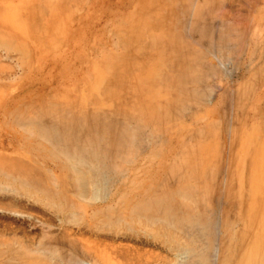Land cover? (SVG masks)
<instances>
[{
	"label": "bare ground",
	"instance_id": "1",
	"mask_svg": "<svg viewBox=\"0 0 264 264\" xmlns=\"http://www.w3.org/2000/svg\"><path fill=\"white\" fill-rule=\"evenodd\" d=\"M40 1H42V0H40ZM53 1L50 2L48 0H45V4H46V2L48 4L53 3ZM56 1L59 4L58 0H56ZM56 1H54V3ZM85 1H87V0H83V2H85ZM167 1H168V3L165 2L164 0H137V1H135V3L137 4L136 9L132 10L133 12L134 11L135 12L128 14L127 16H125L123 18V20L121 19L122 25L120 24L121 25L120 28L113 27V29H110L111 31H108L111 33L110 34L111 38L114 40V45L117 47L118 52L116 53V56L115 55L111 56L109 53H103L104 58L101 56L102 57L101 59L103 61H102V65L100 66V69H99L100 75L97 76V78L95 79L94 84H93L94 90H96V92L95 93L91 92L93 94L91 95V98L88 99L89 101L86 99L87 105L88 104L92 105L91 110L89 109V107H88V109L83 108V106L81 107V104H79V102H77L79 97H80L79 95H78V99H77V96L74 98L77 101H73V102L67 101V99L63 100V101L62 100L61 101H47V99L44 100V98H42V100H40L39 102H36V101L31 102L30 100L32 98H30V100L23 102L21 106L19 105L21 103H19L18 109H15L14 108L15 106L12 107L11 105H8V103H7L8 101H5V99L7 97V88H9L10 87L9 84L12 83V81L10 79L20 78L22 76L24 77V75L26 76L27 73L30 74L31 69L34 66L33 63H35V61H34L33 49L31 48L32 46L29 48H27V46H26V44L28 43V42L26 43L27 40L20 41L23 39L21 36H20L21 39H19V38L17 39V36H16L17 32H15V31L13 34V35L16 34L14 36L15 37L14 39L11 37H8L7 36L8 34L7 35L5 34L6 32H4V30L2 29L4 27L2 26L1 29L3 30V33L5 36L2 37L3 35L2 34H1L2 36L0 35V50L4 49L5 50L4 52L6 54H4V55L0 54V56L4 57L6 59H9L10 62L8 63L6 61V63H3V62H5V60H3V62H2L1 61L2 59H1L0 65L2 63H3L2 65H5V64L7 65V63L8 64L12 63L11 66L9 65L10 66L9 70H10V68H12L13 73H11V70H12L11 69L10 71L8 70L9 74H6L8 72L5 71V69L6 68L8 69V67L6 65H5L6 68H4V66L2 67V65L0 66V69H1L0 70V72H1V74H0V91L2 89V92L0 93V126H1V123H4L6 126H9L11 124L12 126L17 127V131L14 134H8V135L0 132V148L5 149V150H10V149L12 150L10 153L0 152V193L1 194L4 193L3 195L0 194V209H3V211H5V209H7V210L9 209V212L11 211L12 208H15V207L17 208L18 206L19 207L21 206L20 208L22 209V206L24 207L25 204L27 205V203L24 202L25 200H26V202L28 201L29 205H31V206L33 203H36V205L38 206L37 203H39L41 205V207H40V205L38 206L39 208L44 207L45 209H49L51 211L50 214L54 213L51 215V218L54 217L53 215H59L58 220H59V217H61L60 219H61L62 223H64L65 226L67 225L66 228L69 225H76V228H74V229L71 226L70 228H67V230H64L67 232L66 237L68 238L71 235L70 234L71 230L69 231L68 229H71V228L73 230L77 229V231L75 230V232L72 231V234H73L72 237L75 240L74 242L75 243L79 242L77 244H81V245L75 244L76 247L77 246L81 247L82 251L84 249L83 254L86 252V254L88 255V254H91V252H92V255H93V253H94V257H96V258H93V256L91 255L93 258V260H92V258H91V260L93 262L99 260V262L98 261L95 262L96 264L97 263L98 264H109V263L112 264V262H109V259H107V258L111 259V257L113 259L115 258L114 260H116V257H117V259L118 258H120V260L122 259L121 262L124 261L125 262L124 264H264V105L262 106V103H263L262 100H264V97L261 96L262 98H258L256 95V93H259V91L261 89L262 90L264 89V87L262 85V83H264V78L262 79V76L264 75V69L262 70V72L261 71L256 72V68H254L256 73L253 72L254 70L252 71L254 73V75L252 74L253 76L252 77L250 76L251 79L249 81H247L250 77H248L247 80L244 78L248 82L247 83L248 87H247L245 80L243 79L244 80L243 83L246 85L244 88L242 86L238 85L237 87L240 86V91L238 90L239 88L238 89H236V88L232 89L233 93H234L235 89H236L235 91L238 90L237 91L238 93L236 92L237 97L234 95L237 99V100H235V102L237 101L236 103H241L242 105L243 104L246 105L245 102H248L249 100L254 101V106H252L251 109H250V106H247V109L244 112L245 115H243V117H246V116L247 117L243 118V122L241 124L238 123V124L234 125L232 123L233 122L235 123V121L237 120V116H239V115H236V110H235V114H232V115L230 113L231 111H229V114L236 119H233L235 121H233L230 124V122L232 120L231 121L229 120V122H228L227 121L228 117L226 115L227 120L226 119L225 120L227 122L226 121H225L226 123L224 122L225 125L227 124L226 127L224 125V128L227 131L226 135L232 134L231 135L232 138L230 137L231 140H229V137H228L229 144L227 143V146L231 144L229 146L230 150L227 148V150H229L228 152L231 151L230 147L233 146L235 149V146L236 145L238 146V153H239V156L237 154V157H239V159L237 158L238 159V180H239V183L242 184V186H241L242 188H240L241 189L240 190L241 198L239 197L240 198L239 200L237 198V201L239 204V206H237V207H240L241 209H243V210H241V212H243L242 216L244 218L245 223L243 222L242 227L240 226V227L236 228V221H234V220L237 216L235 217V215H232V217H235L234 220L228 218L229 216H227V215L229 214V211H230V210H227L228 208H226V210H224V211H221L222 213L224 212L225 215H224V217H223V215L220 216V217H222L221 219H223L222 221H221V219H219V222L221 221L220 225H219V222L218 223L216 221L213 222L214 219L218 220V218H220V217H218V215H217L218 218L212 217L213 220L210 218V215L212 212L209 213V210L212 211L213 208L211 206L212 209L211 208L208 209L210 207V205L208 204V202H206V204H208L209 207H208V205L205 204V202L203 201L204 198L201 199V195H203V191L205 192L208 187L211 190V185L208 183L210 181L207 179L214 181V178L211 179L209 176H208L209 178H207L206 174H204V176H206V179L203 177L205 180L201 179V182L202 181L203 182L208 181L207 183L210 186L207 185V188H205L206 183L204 184V187H203V184H201V182L200 183L198 182L200 184V185H198L196 183L197 179L196 180L194 179L195 181L193 182V184L195 186L197 185L196 187L193 186V184L191 183L192 181L191 182L189 181L193 176V175H191L192 173H191V171H189V169H190V167H193L192 172L193 171L195 172L196 167L198 166L197 165L198 161L195 162L197 166L194 163L192 164L193 166L192 165L190 166L185 161L186 158L189 156L188 155L186 156V154H185L186 157L183 159V157H184L183 153H184L185 149H186L185 152H187L189 155L191 153L196 152L195 151V150H197L196 148H192L189 151H187L188 150L187 148H189V147L191 148V143L193 140H196V139L198 140V138H196V136L198 134L196 135L195 133H197V131H199L200 127H198V130L196 129L197 131L195 130L196 131L195 133L193 132L196 136L194 135L195 137L192 141H189L190 140L189 138L191 137L190 135H189V137L187 136L188 139H186L187 137L186 138L184 137L186 139L184 141L185 142L187 141L188 143L186 142L187 143L186 144L185 142H183V145H186L187 147L185 146L186 148L180 149V151L177 149V151H178L177 154L174 153L175 156L178 155L179 157H175L173 154H171L174 156V157H171L172 159L173 158H181L180 160L183 159V161H185V162L181 161L180 162L181 164L185 163L186 165L188 164L190 166V167L186 166L189 168L187 174L188 175L190 174L189 175L190 178L187 175V178L189 179L188 181H187L186 177H184L187 171H185L183 174L180 173V172H183L184 170H187L185 167V169L183 168L184 169L183 171H179L180 175H176L177 177L175 176V179L178 178V180H179L180 178L178 176L181 177V174H182V175H184V176H182L183 179L185 178L186 180L184 179L185 181L183 183H180V184L177 183L175 180V182L177 183V185H176L177 187L171 188L169 186L173 182L172 180L170 181V179L172 177L171 175H174L175 173H177L176 171H178L179 168L181 169L183 167L181 164L179 166L180 160L178 161V160L174 159L175 162H172L173 160L171 161V159H169L173 163V165H171L172 169L171 168L170 169L173 170L174 173L172 171H170V169L168 168L169 169V170H167L168 175L166 174L167 173L166 172V173H164V177H162V178L167 179V178H165V175H167V176L170 175L169 176L170 179L169 180L167 179V180L170 181L171 183L170 182L166 183L167 181L162 180L160 177V179L163 182L158 184V187H159V185H163V183H164V185H165V183L167 185L170 183L168 185L169 187L167 185H165V187L167 186L166 188L165 187L164 188L159 187V189H157L158 187H156V188L152 187L153 184L150 185V183H151L150 182L148 184V185H150V187L149 188L146 187L147 189L145 188V192H136V190L134 189L135 190L134 195H130L131 194L130 191H129L130 194L128 195V191L125 188V190H123V191L121 190L122 192L120 193V195H118V194L112 195V194H114L113 191L115 192V189H117V186L120 185V184H117V186L115 185L116 181L119 180V179L116 180L117 177L118 178L120 177L121 179L123 178V180H125L124 178H126L129 175V171L132 170V169L128 168V165L130 163L134 164L136 161H139V158H137V155L139 153L138 151H141L143 153L145 152V150L142 151L143 145L145 144V146H147L148 144H146V142L149 143L150 141H152L151 142V144H152L153 140L154 141L159 140L161 142L162 137H164L163 136L164 133H163V135H161L162 136L161 140L159 139L160 138L159 135L161 134V132H159V126H158V128L156 126V129H158L159 134H158L157 130L156 131L154 130L155 129V127H154L155 123H157V122H155L153 125L152 121L153 120L158 121V120H160V117H159V119H158V117H156V120H155L154 118L156 115L152 112H159L160 110H162L161 112L166 113V116L169 115L170 117H172V116L174 117L176 115L179 118L180 112H183V110H184L183 108L188 105V101L185 102L187 104L186 106L184 105V103L182 105V101H185V99H184L185 97H186V100L189 99L188 97H193V98H191L192 100L194 99V97L196 99H197V97H200L199 100L201 103V101L204 100L203 94H205V92L207 90L209 91L210 89L211 90L213 89V86L210 84L212 81L210 83H208V81H207V83L210 85V87L212 86V88H210L207 83L206 84L208 86L204 85L203 80L205 78H206V80H208L207 79V77L209 76L208 74H210V76L212 75L210 70H213V72L215 73L216 71L214 69H216V67L220 66V65L219 64L216 65L217 63L215 65H213L214 63H212L213 68H212V66L210 68V66L209 67L205 66L206 65L205 61H204L205 65H203L201 62L202 61L201 59L202 58L204 59V57H202V56H204L205 54L201 55V54H203L202 53L203 51L201 52V54L197 53V51H195V49L193 50V48H191L192 46L190 47V46H188L187 43H183V41H185V40H183V38H182L183 35L182 36L180 35L181 34V28H185V27L187 29L189 28L188 30H185L186 31L185 34L188 33V35H189V33H190V35H191V34L196 33L197 35L195 34L193 36H195V37L198 36L199 39L195 38L197 41H200V39L201 40L207 39L208 41L211 40V43L213 41V38H215L214 37L215 35L218 37L217 34L221 33V35H219V37H221L222 35L225 34V36H224L225 38L221 37L222 38L221 41L223 42V40H224V42H226V44H227V39H226L227 38V32L226 31H228L230 33V31L232 32V30H233L234 34H235V32L237 33V30L239 28H241V30L243 31L244 26L242 24H245V29L247 30L245 22L240 23V25H242L243 27L241 26L238 28L237 24H239V23L234 22V23H236L235 25H237V26H234V23L232 25H230L232 23L231 22L232 20H230L231 23L228 21H226V22L223 21L224 19L220 20L221 23H219V21L215 20L214 24H210L211 21H205L206 19L203 20L204 18L201 16L203 14V11L205 14L203 16L205 17L207 15L208 16L207 19L208 18H214L211 15L212 12H210L213 7L214 8L217 7L216 8L217 11H215L216 9L214 10V8H213V14L217 12V14L219 13L218 16H220V14L222 12L226 13L227 10L224 11V9H223V11H222V7H225V6L221 7V5L219 4L220 2L222 3V0H203V1L201 0L202 2L198 0L200 5L205 4V6H206V4L208 5V3L213 4L212 8L210 7L211 8L210 11L208 10L209 6L208 7L204 6L205 7L204 9L207 8V10H206L207 13L205 10L200 11L198 8H200L201 6L196 5L198 2H196V0L195 1L193 0L194 5H192V6L193 7L196 6L195 8L197 9V11L195 10L196 12L193 13L194 18H193V15L190 14V16H192V17H190L191 18L190 21L188 20L189 18L186 20L183 19L184 18L183 14L186 13V8H188L189 3L186 4V1L184 3V0H180L181 1L180 4H179V2L176 3L179 0H167ZM193 1H192V3H193ZM223 1H225V0H223ZM230 1H228L227 3H230ZM234 1H235L236 5L238 2H240V0L238 2H236V0H233V2ZM19 2H21V1H19ZM68 2H70V1L68 0ZM80 2H82V1L80 0ZM83 2L81 3L82 6H83V4L86 3V2L85 3H83ZM91 2H92V0H91ZM115 2H116V0H115ZM9 3H11V2H9ZM26 3H28V2L26 1L24 4H26ZM34 3L35 4L38 3L37 6L39 7V8L37 7V9H36V6L34 5V7L37 11V12L34 11L35 15H36V13L38 15L39 11L40 12L43 11V12H45L44 14H46V11L49 9V7L51 8V6H49L48 4L45 6L44 0H43V3L42 2L41 3L36 2V0H35ZM63 3H64V1H63ZM164 3H167V5H164ZM227 3L226 2L224 3L227 6V7H225V9H227V8L229 9V7L231 6L229 9L231 11V8H233L235 6V4H232V2H231L230 6H228L229 4H227ZM39 4L41 6H42V4H44L43 6L45 7V9L47 7V10L46 11L43 10V7H40ZM61 4H62V2H61ZM76 4L79 5L77 2H76ZM173 4H175L177 6L174 7V6H172ZM218 4L220 5L221 10L218 9V7H219ZM239 4H241V3H239ZM15 5H16V3H15ZM26 5H25V7H27L29 4L27 6ZM77 5L74 7L73 10H75V8L78 7ZM116 5H117V3L115 4V6ZM18 6H19V4H18ZM82 6L79 5V9H82ZM128 6H130V5H128ZM197 6H199V7H197ZM243 6L244 5H242L241 8H243ZM22 7H24V6L22 5ZM107 7H108V5H107ZM122 7H124V6H122ZM239 7H240V5L238 6V8ZM40 8L42 10L38 11V9H40ZM195 8H193L192 10H194ZM238 8H236L235 10H238ZM76 9L78 10V8H76ZM89 9H90V7H89ZM123 9H125V7ZM201 9H203V8L201 7ZM73 10H71V11H73ZM77 10H75V11H77ZM219 10H220V12H219ZM233 10H234V8H233ZM79 11H81V10H79ZM188 11L189 10H187V12ZM24 12L25 11L23 10V13ZM190 12H192V11H190ZM56 13L54 12L55 15L58 14V13L57 14ZM112 13H114V12H112ZM238 13H241V12L239 11ZM48 14L49 13L47 11V15H46L47 18L50 16ZM54 14H52V17L58 18L60 16L58 14L59 16L57 17V16H54ZM66 14H68V17H70V15H71L67 12H66ZM186 14H187L186 17H188V13H186ZM241 14L236 15V18L240 17ZM43 15L40 16V14H39L36 18H38L39 16H40V18H42ZM46 16L44 15V17H43L44 20H45ZM64 16L67 17V15H64ZM221 16H222V14H221ZM223 16H225V15L223 14ZM28 17H29V14L27 15V18ZM50 17L48 18L49 20H50ZM198 17L199 18L202 17L203 19H199ZM40 18H38L36 20L38 21V20H40ZM59 18L61 19L60 21H59V19H57L58 21H55L56 24L58 23L57 24L58 26L60 25L59 22L63 21V18H61V16ZM251 18L252 17H250V19ZM33 19H34V17H33ZM71 19L73 20V18H71ZM214 19H217V18H214ZM2 21L3 20H1V23H2ZM41 21H42V19H41ZM41 21H38V23L40 25L36 23L37 24L36 29H34V28L33 29H34V31H36L39 28L42 30V32H46V34H47V31H45V30H47V28H45V27H47V25L50 26L52 24L50 22L49 23L47 22L48 24L46 26H44V24H46V21L44 22V24H43V21L42 22ZM184 21H186V22H184ZM215 22L216 23L218 22V24H216ZM223 22L226 23L227 28H228V26H231V27H229L231 29L229 30V28L227 29L224 26V28L226 29L225 30L222 26V29H224V30H221V24L224 25ZM246 22L248 24V22H250V20L246 21ZM108 23H110V18L108 20ZM184 23H185V25H184ZM186 23H188L189 27L186 26ZM228 23H230V24H228ZM41 24H43L42 25L43 27L41 26ZM113 24H114V22H113ZM57 25H55L54 29L56 27H58ZM62 25H63V29H64V24L62 23L60 26H62ZM212 26H214V27L212 28ZM218 26H219V29H218V31H216L217 29L215 30V28H217ZM233 26L238 28V29L237 30L234 29ZM247 26H250V24ZM68 27H69V25H68ZM260 28L262 29L261 26H260ZM39 29H38V31H39ZM63 29H61L62 31H60V29H59L58 33L63 32ZM250 29H252V32H250V33H252V35H254L253 36L254 38L252 37V35L250 36V38H253L252 41H254V42L251 41L252 42V49H253V46L258 45L257 44L259 42L258 36H260V34H262V33H260L257 25L253 26V28H250ZM11 30L9 31V34H10V32H11V34L13 33V31H11ZM242 31H241V35L243 33ZM247 31H246V34H247ZM42 32H40L41 38H40L39 34L36 32V35L38 34L37 36H39L38 38H40L39 43L41 42V39L42 38L44 39V37H45V33L41 34ZM53 32H54V30H52V33ZM52 33L50 32L51 36H53ZM58 33H57V36H60V37H58V39H57V36H54V39L56 41L55 43L59 44V41L61 42V38H62L61 36L62 35H58ZM229 33H228V35H229ZM238 33L240 35V30H238ZM11 34H10V36H12ZM107 34H109V33H107ZM234 34H233V36L236 37L235 35H237V34H235V35ZM249 35L250 34L248 33L246 38H248ZM262 35L264 36V34H262ZM37 36H35V37H37ZM46 36H48V35H46ZM233 36L231 35V37L230 36L228 37V43L230 42L229 38H231L232 42H233V39L234 40L236 39ZM207 37H209V38H207ZM217 37L215 39L217 41L220 40L219 37H218V39H217ZM59 38H60V40H59ZM193 38L194 37L191 38L192 43H193V41L195 42V40H193ZM34 39H36V38H34ZM238 39H239V41L242 40V39L240 40V38H237V40ZM179 40H180V42H179ZM256 40L258 41L257 43H256ZM206 41H204V42H206ZM239 41H237V42H239ZM50 42L51 41H47L46 43H45V41L42 42V45H43V43H45L44 44L45 46L43 45V47L42 46L41 47L45 48L46 50L53 48L54 47L53 45L55 43L53 42V45L51 44L52 45L51 46ZM200 42H203V40ZM237 42L235 44H237ZM39 43H38V45H39ZM197 43L200 44L199 42H197ZM217 43L216 44L212 43V45L216 46V45H218ZM246 43H248V42H246ZM260 43H262V40L260 41ZM58 44H57V46H58ZM189 44H191V43L189 42ZM202 44L200 46H202ZM244 44H245V42H244ZM244 44L242 45L243 47H244ZM253 44H255V45H253ZM203 45L205 46V43ZM209 45L210 44H208V46ZM221 45L222 44H220V46ZM224 45H225V43H224ZM238 45H239V43H238ZM220 46H218L219 47L218 49H220V50L223 49V47L221 48ZM226 46L227 45H225V48L227 50L230 49V46H227L228 48ZM259 46L261 49V44H259ZM34 47H35V45H34ZM39 47H40V45H39ZM238 47H240V46H238ZM30 48L32 49V51ZM207 48L208 47L205 46V50L204 49L203 50L206 52ZM209 48H211V47L209 46ZM215 48H217V47H214V49ZM225 48L223 49L224 50L223 53H225ZM200 49L201 48H199V51H200ZM258 49H259V47H258ZM258 49L256 47L257 52H258ZM233 50H231L232 54H230V55L234 56ZM66 51H68V50H66ZM215 51H216V49H215ZM235 51H237V50H235ZM244 51L245 50L243 49L241 52L244 53ZM261 51L263 52V50H261ZM40 52H42V50ZM49 52H50V50H49ZM105 52H108V50ZM221 52H222V50L220 51V54H222ZM218 53H219V51H218ZM246 53H244L242 55L243 58H245L247 56L246 55L244 57V55ZM258 53H260V50ZM211 54H212V52H211ZM237 54L239 55V53H237ZM254 54H256V52ZM40 55H41V53H40ZM227 55L230 57L229 53ZM227 55L223 54V57L224 56L227 57ZM251 55H252V52H251ZM260 55H261V53L259 54V56ZM98 56L99 55H97V57ZM259 56H257V57L259 58ZM59 57L60 56H58V59H59ZM205 57H206V55H205ZM221 57H215V58H216V60H218L217 58H219V60H220ZM223 57H222V59H223ZM258 58L255 60L257 61ZM226 59H228L229 62L232 61V64L235 63V62H233V60H234L233 57H232L233 60L232 59L230 60L228 57ZM226 59H225V61H226ZM238 59H237V61H238ZM204 60H206V58ZM222 61L223 60H220V63H222ZM239 61H241V60H239ZM248 61L251 62L250 60H248ZM259 61L261 62L262 60L259 59ZM53 62H56V61L53 60L52 63ZM207 62H209V60ZM229 62L228 63L225 62L224 64H222L225 67L224 69L228 70L227 68H229ZM244 62L246 63V60ZM263 63H264V60H263ZM238 64L235 63L236 66ZM66 65H68V64H66ZM209 65H211L210 62H209ZM225 65H227L228 67H226ZM256 65L257 64H255V67H256ZM261 65H263V64H260L259 66L261 67ZM41 66H43V65L41 64L40 68H41ZM214 66H216V67L214 68ZM221 66L219 67V69H221ZM233 66L234 65H232V67ZM236 66H235V68H236ZM249 66L250 65H247V68ZM252 66H254V65H252ZM1 67L4 69V72H3V69ZM230 68H229V70H230ZM216 70H218V69H216ZM232 70H234V68H232ZM50 71H51V69H50ZM225 71H223V74H225V76H227V74H226L227 72L224 73ZM34 72H36V71H34ZM204 72H208V74H207V76H205V78H204V75H205ZM221 72H219L217 75L222 74ZM246 72H248V71H246ZM2 73H4V74H2ZM214 73H213V75H214ZM230 73L234 74V72L232 73V71ZM230 73H228V74H230ZM231 74H230V76H231ZM90 75H91V73H90ZM258 75H260V77H258ZM92 77H93V75H92ZM215 77H216V75H215ZM219 77H223V76H219ZM243 77H246V76H243ZM77 78H78V76H77ZM14 79H12V80H14ZM30 79H32V78H30ZM206 80H205V82H206ZM210 80H212V78ZM72 82H73V80H72ZM41 83H42V81H41ZM202 83H203V87H200V88H198V87L195 88V87H192L190 85L187 86L188 84H196V86H197V85H201ZM223 83H225V82H223ZM243 83L241 85H243ZM229 84H230V82H229ZM234 84H235V82H234ZM234 84H232L233 87H234ZM46 85H47V83H46ZM206 86H207V90H206ZM225 87H227L226 84H225ZM231 88L232 87L230 86V90H231ZM241 88H243V89H241ZM257 88H259V89L256 90ZM77 89H78V87H77ZM16 90H17V88H16ZM211 90H210V92H212ZM224 90H225V88H224ZM23 91H25V90H23ZM9 92H10V90H9ZM98 92H99L100 96L97 95ZM210 92L209 93L206 92V94H205V96L207 95V98L209 99L208 102H212L215 100L214 89H213V92L211 94H210ZM223 93L226 94L224 91H223ZM229 93H228V95H229ZM22 94H23V92H22ZM231 94H232V92H231ZM10 95H11V93H10ZM19 95H20V93H19ZM24 95H22V97ZM58 95H59V93H58ZM226 96H227V94H226ZM226 96H225V99L227 97H229L228 98L229 100L231 99L230 97H232V96H227V97ZM11 97H10V99H13ZM235 97H233V98H235ZM233 98H232V100H234ZM180 99H181V102L179 101ZM196 99H195V101H196ZM192 100L190 102H192ZM229 100H228V102L231 101V100L230 101ZM246 100H248V101H246ZM16 101L17 100H15V102ZM208 102H207V104H208ZM177 103H181L182 106L177 104ZM195 103H196L195 106H197V107L200 104V103L198 104V99ZM203 103H204V101H203ZM203 103H201V104H203ZM230 103H232V101ZM235 104H233V106H232L233 109L234 108L236 109V107H237ZM177 105L180 106V109L182 107V111L179 109V106H177ZM191 106L194 107L193 110H195L196 113L199 111V110L197 111L195 109L196 107L193 104H191ZM191 106H189V107H191ZM226 106H227V104H226ZM230 106H231V104L229 105V107ZM227 108H228V106H227ZM191 109H192V107H191ZM191 109H190V111H191ZM239 109H241V108H239ZM146 110L151 111V112H148V114H150V116L147 114V112H146V115H148V116L144 115V113H145L144 111H146ZM186 110H187L186 113H188L189 109L187 107H186ZM186 110H184V111H186ZM201 110L199 112H201ZM228 110H231V109L228 108ZM4 111H6V114L2 115V113ZM203 111L204 110H202V112ZM225 111H227V110H225ZM240 112H239V114H240ZM189 113L193 114L194 111L193 112L191 111ZM221 113H222V111H221ZM241 113H243V112H241ZM152 114H154V115H152ZM181 114H184V113H181ZM253 115L256 116V119H257L256 121L252 120ZM157 116H158V114H157ZM194 116H196V115H194ZM194 116L192 115L191 117H194ZM210 116H211V118L215 119L214 113L210 114ZM231 116L229 117V119L231 118ZM241 116L242 115H240L239 117L242 119ZM184 117H186L185 114H184ZM198 118L193 120L194 125L197 122ZM151 119H153V120L149 124L148 120H151ZM191 119L192 118H190L189 120H191ZM202 119H205V117ZM173 120H174V118H173ZM160 121H159V123H160ZM185 121H186V119H185ZM217 121H220V120L216 119V122L214 120V123H217ZM161 122H163V121H161ZM236 122H238V121H236ZM159 123H157V124H159ZM146 124H148L149 126ZM150 125H152L153 130L151 129L152 127H150ZM213 125H215V124H213ZM213 125L211 124V127H213ZM218 125H219V123H218ZM218 125H216L215 127H217ZM219 126H218V129H219V133H220ZM203 127H201L200 131H199V133H201V134H202L201 129ZM203 129H205V128H203ZM215 129L216 128H214L213 131L218 130V129H216V130ZM162 130L164 131V128H161L160 131H162ZM165 131H167V127L165 128ZM203 131H205V130H203ZM216 132H218V131H216ZM201 134H199L198 137H200ZM210 135H213V133H211ZM203 139L200 138V142H199L200 144H201V142L206 140V138H203ZM220 139H221V137H220ZM163 140H165V139H163ZM169 140H172V138ZM163 142L164 141H162L161 144H159V142H158L157 146H159L161 149L155 150V151L163 152V151H160L162 149L164 150V146L161 147ZM194 142L195 141H193V145H194ZM197 142L198 141H196L195 144H197ZM166 143L169 145V143L167 141H166ZM223 143H224V141H223ZM189 144H190V146H189ZM212 144H215V143H211V144L210 143H204V144H202V145H204V148H205L204 151H207V156H205L201 160V163H204L205 165L208 163V160L211 159L213 156H214V159H217V153H215V155H214L215 151L213 150L214 146H212ZM164 145H165V142H164ZM149 146H151L150 143H149ZM149 146L147 148H150ZM153 146H154L153 149H156V148L158 149L155 142H154ZM197 146L198 145H195L194 147H197ZM198 147H200V146H198ZM180 148H183V146H180ZM191 150L192 151L194 150V152H192ZM210 150L213 151V156L210 154ZM149 151H151V150L149 149ZM182 151H183V153H182ZM232 151H231L232 156H230V157H233L235 155L234 154L235 152H232ZM158 152H154V153L158 154ZM152 153H150L151 157L150 156H148V157L153 159ZM182 154H183V157L181 156ZM195 154H194V156H196V157L194 159L196 160L200 155L198 154V151H197V154L199 156H197ZM154 156L156 158L158 155L157 156L154 155ZM191 157H193V156H191ZM143 158H144V156H143ZM143 158H142V161H143ZM149 158H147V159H149ZM235 158H236V156L233 157V159H235ZM152 159H149V160L152 161ZM219 159L221 160L222 157L221 158L219 157ZM227 159H228L227 163H229L230 158L228 157ZM155 160H157V159H155ZM168 161H167V163L171 164ZM192 161H194V160L192 159ZM154 162H157V161H154ZM217 162H219L218 159L214 163H217ZM232 162H231V164L233 165L234 162L233 163ZM48 163L49 164L51 163L52 165H49ZM138 163H141V161ZM175 163H178V168H177V165ZM136 164H137V162H136ZM218 164H217V167H219ZM231 164L229 163L227 165H231ZM212 165H214V164L212 163ZM48 166H50V167H48ZM131 166H129V167H131ZM140 166H142V165L140 164ZM149 166H151V162H150ZM136 167L133 166V168H136ZM139 167L136 170H138ZM210 167L211 166H209V168ZM227 167L230 168L231 166H227ZM147 168H148V166H147ZM149 168H151V167H149ZM194 168H195V170H194ZM214 168H215V165H214L213 169ZM216 168L214 170H216ZM176 169H178V170H176ZM197 169H198V167H197ZM211 170H212V168L206 170L205 172L207 173L208 171H211ZM197 171H196V173L198 174ZM219 171L221 172V170H219ZM231 171L232 170H229L228 172L226 171L227 174L230 172V175L227 176V178L229 177L228 179L231 178V173H232ZM170 172H171V174H170ZM233 172H235V170ZM160 173H162V172H160ZM196 173H194V174L196 175ZM224 173H225V171H224ZM136 174L139 175L140 171H139V174L138 173H136ZM213 174H214V171L212 170V175ZM195 175L193 176V178L195 177ZM224 175H226V174H224ZM213 176H215V175H213ZM196 177H197V175H196ZM234 178L237 179V177H234ZM133 179L134 180L136 179L135 176ZM120 180H119V182L123 181V180H121V181ZM139 180H141V178ZM198 180H199V178H198ZM130 181L132 184L135 182V181L132 182V179H130ZM229 181L230 180H228V182ZM139 182L140 181H138V183L136 182V184H134V185L139 184ZM156 182L157 181H155V183ZM175 182H173V184ZM228 182H226V184ZM122 183H124V182H122ZM213 184H212V189H213V186H215ZM230 184L228 183V185H230ZM201 185L203 188L201 187ZM115 186H116V188H115ZM227 186H225L224 196L227 194V197L228 196L231 197V195H228V193H232L231 190L234 191L235 181H234L233 189H229L228 190L229 192L226 193ZM231 186H233V184ZM125 187H126V185H125ZM137 187H138V185H137ZM229 187L230 186H228V188ZM199 188L200 189L202 188V190L203 189L204 190L200 191ZM129 189H130V187H129ZM210 190L208 191V194H209ZM211 192H213V191L211 190ZM214 192H215V190H214ZM214 192H213V194H214ZM21 193H23L22 194L23 196L21 195ZM6 194H8V195H6ZM9 194H12V195H9ZM235 194H236V192H235ZM20 195L22 197H24V199H25V200L22 199L23 202L25 203L24 205L22 204V200L20 199L21 198ZM210 195H209V197L214 198V196H210ZM25 196H27V197L25 198ZM205 196H206V192L204 193L203 197H205ZM225 199H226V196H225ZM208 200H206V201H208ZM211 201H212V199H211ZM227 201L231 202V201H233V198H232V200H231V198L229 200L227 199ZM237 201L235 200L234 204H233V202H231L232 203L231 207H232V205L235 206L237 204L235 202H237ZM31 202H33V203L31 204ZM212 203H214V202H212ZM227 205H228V203H227ZM203 206H205V207H203ZM213 206H214V204H213ZM228 206H229V208H231L230 204ZM32 207H33L32 208V210H33L34 206H32ZM206 207H208V208L206 209ZM233 207H232V211L234 210ZM20 208H17V209H20ZM15 209L12 211H15ZM214 209L218 210L217 208H214ZM7 210H6V212H8ZM35 210H37V209H35ZM12 211H11V213H12ZM16 211H15V213H16ZM45 211H47V210H45ZM19 212H21V211H19ZM47 212H48L47 214L50 215L49 211H47ZM237 212H240V211H237ZM43 213L46 214V212H44V211H43ZM213 213H215L214 215L216 216L217 212L214 211ZM230 213H231V211H230ZM28 214H30V213L28 212ZM48 215H47V217H48ZM29 217L30 218H28V219H30V220L37 218V216H31V214ZM32 217H34V218H32ZM47 217H45L44 219H46ZM55 218H54V221H57V218H56V220H55ZM39 219H38V221L36 219L35 223L39 224V221H40ZM51 220H53V218ZM51 220L48 219V222H50ZM59 221H57V222H59ZM51 222H53V221H51ZM42 224H44V221H43V223L41 222V225ZM56 224H55V226H57ZM59 224H60V222H59ZM8 225H10V224H8ZM45 225H47V224L45 223ZM45 225H43V227ZM51 225H54V224L51 223ZM51 225L50 226L47 225V226H49V228L47 226H45V228L51 229L50 228ZM6 226H7V224H6ZM61 226L63 227V225H61ZM62 227H61V229L64 228V227L63 228ZM58 228L60 229V227H58ZM47 229H45V230H47ZM50 231L51 230H49V232H47L45 234L47 235L49 233L50 235H52L53 232H55V231H52L50 233ZM64 231L59 233V235L63 233L65 236ZM43 232H45L44 229H43ZM58 232H60V230ZM4 234H5V232H4ZM45 234H40V238L42 235L44 237V238L42 237V240H44V243H46L45 241L47 239H50L48 236L49 234L47 235L48 238ZM67 234H69V236ZM8 235L9 236L13 235L14 237H11V239H10L9 236H8L9 238H6L7 234H5L6 237H4L3 234L0 235V241L6 240V241L10 242V243L9 242L0 243V248H2V249H0V255L2 256V253L5 254L4 252H6V254H9L8 255L9 258L7 257V261H8V259L11 258L9 260V262L11 264H94L93 262L90 263V261H89L90 259L87 260L86 262L83 260H80L81 258L77 259V257H75V256H76V254H78V251L76 254H74V252H73V255H75V256H67L68 254L66 256L63 255L64 254L63 250H62L63 254L60 253L59 251H57L59 249V248L56 249V247H59L57 244H56L57 246H54V247H52L53 244H51V246H49V244L48 245L46 244L48 247L46 245L45 246L47 248H49V249H47L43 246L42 240H38V241L35 240L38 237H32V238H34V240L33 239L27 240L28 242H30L32 240L36 241L34 243V247H33V245H32L33 241L30 244L27 241H24L23 239L21 240L20 236L17 235V237H16L15 233L8 234ZM214 235L216 236L217 239L214 238ZM45 236H46V238H45ZM66 237H63V238H66ZM91 237L92 238L94 237L96 239V241H94L95 242L94 244L98 243L99 246L103 245V246H105V248L104 247L102 248V246H101L102 249L101 248L100 249L95 248L96 250H94V252H93L92 248L96 247V246H92L94 244L91 245V242L94 240V239H92V241H91ZM123 239H126L128 242L127 241L125 242V240H124L125 243H123L122 242ZM52 240H56L55 237ZM63 241H65V240H63ZM66 241H67V239H66ZM71 241H73V240H71ZM106 241L111 243V244L106 243ZM52 243H53V241H52ZM72 243L70 242L68 244H70V246H71ZM11 244H12V249H11ZM65 244L67 245V243H65ZM64 245H63V247H64ZM50 247H51V249H50ZM76 247H74L75 250L80 249V248H76ZM64 248H66V247H64ZM67 248H66V250H67ZM71 248H73V246H71ZM71 250L72 249H70L69 251H71ZM72 251H71V254H72ZM82 251L81 252L79 251L80 255H81ZM65 253H68V252L66 251ZM83 254H82V256H83ZM91 256H88V257H91ZM4 258H5V256H4ZM84 259H85V257H84ZM86 259H88V258L86 257ZM113 259H112V261H113ZM2 261H5V260H2ZM117 261L118 260L115 261V264L118 263Z\"/></svg>",
	"mask_w": 264,
	"mask_h": 264
},
{
	"label": "rangeland",
	"instance_id": "2",
	"mask_svg": "<svg viewBox=\"0 0 264 264\" xmlns=\"http://www.w3.org/2000/svg\"><path fill=\"white\" fill-rule=\"evenodd\" d=\"M83 1V0H82ZM104 1V2H103ZM106 1V2H105ZM123 0H116V2H115V0H92V2H91V0H87V1H85V2H83V3H85V4H83V7L84 8H82L81 9V12H87V13H89V11H90V9H91V12H90V15L88 16V15H80V19H79V21L78 22H76V23H70L69 24V27H71L70 29H73V32H71L70 34H69V37L70 38H67V39H65L64 41H63V46L62 47H57V48H60V49H57V51L56 52H59L58 54L56 53V54H51V55H45V54H43V55H34V61H35V63H33L34 64V66H33V68L31 69V73L29 74V73H27V75L25 76L24 75V77L22 76V77H20V78H12V79H14V80H12V79H10L11 81H12V83H10L9 85H10V87L9 88H7V97H6V99H5V101H8L7 103H8V105H11L12 107H14L15 109H18L19 108V105L21 106L22 105V103L23 102H26V101H28V100H30V98H32L30 101L32 102V101H36V102H39L40 100H42V98H44V100L45 99H47V101H63V100H66L67 99V101H77L76 99H74L76 96H77V99H78V95L80 96L79 97V99H78V101L77 102H79V104H81V107L83 106V108H85V109H88V107H89V109L91 110V104H88L87 105V100L88 99H90L91 98V95L93 94V93H91V92H96V90H94V87H93V84H94V81H95V79L97 78V76L98 75H100V73H99V69H100V66L102 65V57L104 58V55H103V53H109L111 56H116V53L118 52V50H117V47L114 45V40L111 38V33L110 32H108V31H111L110 29H113V27H116V28H120L121 27V25H122V22H121V19L123 20V18L125 17V16H127L128 14H130V13H134L132 10H135L136 9V3H135V1H137V0H124L123 2H122ZM128 1V2H127ZM165 2H167L168 3V1L167 0H164ZM185 1H186V4H188L189 6H188V8H186V13H188V17H186V13L185 14H183L184 15V18L183 19H188L189 21L191 20V18L190 17H192V16H190V14L191 15H193V13H195L196 11H197V9L195 8L196 6H192V5H194V1L193 0H184V3H185ZM192 1H193V3H192ZM199 1H201V0H199ZM199 1L198 0H196V2H198L196 5H200V3H199ZM203 1V0H202ZM201 1V2H202ZM228 1H230V0H225V1H223L222 0V3L220 2L219 4L221 5V7L222 6H225V7H227L224 3L226 2H228ZM239 0H236V2H238ZM127 2V3H126ZM179 2V4H180V0L179 1H177L176 3H178ZM195 2V3H196ZM231 2H232V4H235V1L233 2V0H231L230 1V3H227V4H229L228 6H230V4H231ZM94 3V4H93ZM96 3V4H95ZM101 3V4H100ZM103 3V4H102ZM117 3V5L115 6V4ZM133 3V4H132ZM167 3H164V5H167ZM175 3V4H176ZM192 3V4H191ZM239 3H241L242 5H244L243 6V8H241L242 7V5L241 4H239ZM254 3V4H253ZM92 4V5H91ZM101 6H100V5ZM108 5V7H107V5ZM127 4V5H126ZM175 4H173L172 6H174V7H176L177 5H175ZM178 4V5H179ZM211 4V5H210ZM218 4V5H219ZM106 5V6H105ZM126 5V6H125ZM128 5H130V6H128ZM212 3H208V5L206 4V6H205V4H203V5H200L203 9H201V7L200 8H198L200 11H202V10H207V8L206 9H204L205 7H208L209 9V11L211 10V8H212ZM217 5V6H218ZM220 5H219V7H218V9H220L221 10V8H220ZM240 5V9L238 8V6ZM115 6V7H114ZM122 6H124L125 7V9H123L124 7H122ZM180 6V5H179ZM186 6V5H185ZM205 6V7H204ZM234 6V5H233ZM232 6V7H233ZM89 7H90V9H89ZM128 7V8H127ZM187 7V6H186ZM195 8L194 10H192L193 8ZM197 7H199V6H197ZM211 7V8H210ZM225 7H222V11H223V9H224V11L225 10H227L226 11V13H224V12H222L221 14H222V16H221V14H220V16H218L219 15V13L217 14V12L216 13H214L213 14V8H212V10L210 11V12H212V16L214 17V18H217V19H214V18H208L207 19V15L204 17L203 15H205L204 14V11H203V14L201 15L202 17H198L199 19H203V20H205V21H211L210 22V24H214V21L216 20V21H219V23H221L220 22V20H222V19H224L223 21H228V22H230V20H232L230 23H228V24H230V25H232L234 22H236V23H239V24H237L238 25V28L239 27H241L242 25L244 26H242L243 27V31L241 30V28H236V27H234V26H237V25H235L236 23H234V26H233V28L234 29H238V30H240V35H239V33H238V30H237V33L235 32V34H237V35H235L234 34V32H233V30H232V32L230 31V33L228 32V31H226L227 32V44H226V42H224V40H223V42L221 41L222 40V38L221 37H223V38H225L224 36H225V34L224 35H222L221 37H219V35H221V33L220 34H217L218 35V37H219V39L220 40H216L215 38L217 37L216 35L214 36L215 38H213V41H212V43H214V44H216L217 42V44L218 45H216V46H214V45H212V43H211V40L210 41H208L207 39H202L203 40V42L204 41H206V42H204L205 43V46L206 47H208L207 48V50H206V52L204 51L205 50V46L203 45L204 43L203 42H200V41H202L201 39H200V41H197L196 39H199L198 38V36H193V35H195L196 33H194V34H191L190 35V33H189V35H188V33H186L185 34V30H188L186 27V29L185 28H181V36H182V38H183V40H185V41H183V43H187L188 44V46H192L191 48H193V50L195 49V51H197V53H200L201 54V52L203 53V54H201V55H206V57H205V55L204 56H202V57H204V59L206 58V60H204L203 58L201 59L202 61V64L203 65H205V62H206V65L205 66H210V68H211V66H212V63H214L213 65H215L216 63V65H222V64H224L225 62L226 63H228L229 61H228V59H226L227 57L231 60L232 59V57L234 58V60H233V62H235L236 64H238L237 66L235 65V63L234 64H232V61H230L229 62V68H230V70L232 71V73L234 72V74H231L230 72V70H229V68H227L228 70H226V69H224L225 67H224V65H222L221 66V69H219V67L220 66H214V68L216 67V69H218V70H216V69H214L216 72V74L213 72V70H210L211 71V76H210V74H208V72H204L205 73V75H204V78H205V76H207V74L209 75L208 77H207V79L208 80H206V78L203 80V83H204V85H207L208 83H210L211 81V85L213 86V89H214V97H215V100L214 101H212V102H208V98H207V95L205 96V94H206V92H210V90L208 91L207 90V86L209 85H207L206 86V92H205V94H203L204 96H203V98H204V100H202L201 101V103H203V101H204V105L203 104H201L200 103V100H199V98L200 97H197V99H198V107L197 106H195L196 105V101H197V99L194 97V99L192 100L191 98H193V97H188L189 99H187L186 100V97L184 98L185 99V101H182V105H183V103H184V105L186 106L187 104L185 103V102H187L188 101V105L186 106L188 109H189V111H188V113H186L187 112V110H186V107H184L183 109L184 110H186V111H184L183 110V112H180V114H179V118L176 116H172L173 118H174V120H173V118L172 117H170L169 115H167L166 116V113H162L161 111L162 110H160L159 112H152V113H154L156 116H155V120H156V117H158V119H159V117H160V120L161 121H163V122H161L160 120H158V121H154L153 119H151V120H148V123L150 124V122L152 121L153 123V125H154V123L155 122H157V123H159V121H160V123L159 124H157V123H155V131L157 130V132H158V129H156V126H157V128H158V126H159V132H161V134L159 135L160 136V140H161V135H163V133H164V137H162V141H164L165 142V145H164V142H163V144L161 145V147L162 146H164V150L162 149V150H160V151H163V152H158V151H155V150H159V149H161L159 146H157V144H158V142H159V144H161V142L158 140H156V141H154L153 140V143L151 144V142L152 141H150L149 143H150V145L151 146H149V143H147L146 142V144H148L147 146H145V144L143 145V148H142V151L143 150H145V154L143 153V152H141V151H138L139 153H138V155H137V158H139V161H136L137 162V164H136V162L133 164V163H130L129 165H128V168L129 169H132L131 171H129V177L127 176L126 178H124L125 180H123V178L121 179L120 177L118 178L117 177V179L116 180H123V181H121V182H119V180L118 181H116V183H115V185L117 186V184H120V185H118L117 186V189H115L116 188V186H115V192L113 191V193L114 194H112V195H120V193L123 191V190H125V188L127 189V191H128V195L130 194V195H134V191L136 190V192H145V188L147 187V188H149L150 187V185H152L153 184V186L152 187H154V188H156V187H158V184L159 183H162L163 181L162 180H166L165 182L166 183H168V182H170L171 180L173 181V182H175V180H176V182L177 183H183L186 179H187V181L189 180L188 178H187V173H188V167H190L193 163L196 165V163L195 162H197V167H198V169H197V167H196V171L198 172V174L196 173V171L194 172H192V169H193V167H190V169H189V171H191V175H195L194 173H196V175H197V177H196V175H195V177L193 178V176H192V180L190 179L189 181L193 184V182L196 180V183L198 184V185H200L199 183L201 182V179H206V176H207V178H211V179H213L214 178V181L212 180H210V179H207V180H209L210 182H208L210 185H211V190L214 192V190H215V192H214V194H213V192H211V190H210V188L208 189L207 188V185H208V183L207 182H201V184H203V187H204V184H205V188H207L206 189V196L205 197H203V195H204V189L202 190V185H201V189H200V191L202 190L203 191V195H201V199L202 198H204L203 199V201L205 202V204H206V202H208V204L210 205V207H209V205L208 204H206V205H208V207H206V209L208 208V209H210L211 208V206H212V208H213V210L214 211H216L217 213H216V216L214 215L215 213H213L214 211L212 210V211H210L209 210V213L210 212H212L211 213V215H210V218L213 220V218L212 217H214V218H216L217 217V215H218V217H220V216H222L223 215V217H224V215H225V213L223 212H221V211H224V210H226V208H228L227 210H230L231 211V213H230V211H229V214L227 215V216H229L228 218H230V219H233L234 220V218H235V220L234 221H236V228H238V227H242L243 226V222H244V218H243V212H241V210H243V209H241L240 207H237V206H239V204H238V201H237V198H238V200L241 198V193H240V188H242L241 186H242V184L241 183H239V180H238V159H239V157H237V154H238V156H239V153H238V146L236 145L235 146V149H234V147L232 146V147H230L231 148V151L232 152H235L234 154V156L233 157H235L236 156V160L235 159H233V157H230V156H232V153H231V151L230 152H228L230 149H229V146L231 145H228L227 146V143L229 144V140H231V135L232 134H228V135H226L227 133V131H226V129L224 128V122L227 120V117H228V122H229V120L231 121L230 122V124L233 122V121H235V120H233V119H236V118H234L233 116H231L232 114H235V110H236V115H242L241 117H242V119L239 117V116H237V120L236 121H238V122H236L235 121V123L233 122L232 124H234V125H236V124H238V123H242L243 122V118H246V117H243V115H245L244 114V112L246 111V109H247V106H250V109L252 108V106H254V101H248V100H246V101H248V102H245L246 103V105L245 104H241V103H236L235 102V100H237L236 99V97H237V91L239 90L240 91V86H242L243 88L246 86L244 83H243V81L246 79L247 80V78L248 77H252L253 75H254V73H256L257 71H261L262 72V70L264 69V63H263V60H264V36L262 35V34H264V0H240V2H238L237 3V5L235 4V6L233 7L234 8V10H233V8H231V11L229 10L230 9V7H229V9L227 8V9H225ZM238 8V10H235L236 8ZM173 8V7H172ZM190 8V9H189ZM217 8V7H216ZM216 8H214V10L216 9ZM126 10V11H125ZM131 10V11H130ZM187 10H189L188 12H187ZM196 10V11H195ZM220 10H219V12H220ZM123 11V12H122ZM190 11H192V12H190ZM215 11H217V9L215 10ZM230 11V12H229ZM241 12V13H238V12ZM80 12V13H81ZM112 12H114V13H112ZM129 12V13H128ZM164 12V11H163ZM238 14H237V13ZM87 13H85V14H87ZM116 13V14H115ZM206 13H207V11H206ZM114 14V15H113ZM119 14V15H118ZM223 14L225 15V16H223ZM239 14H241L240 15V17H237L236 18V15H239ZM112 15V16H111ZM118 15V16H117ZM217 15V16H216ZM117 16V17H116ZM242 16V17H241ZM115 17V18H114ZM186 17V18H185ZM250 17H252L251 19H250ZM109 18H110V23H108V20H109ZM113 18V19H112ZM193 18H194V15H193ZM221 18V19H220ZM107 19V20H106ZM212 19V20H211ZM234 19V20H233ZM250 20V22H248V24H247V22L246 21H249ZM117 21V22H116ZM200 21V20H199ZM254 21V22H253ZM113 22H114V24H113ZM184 22H186V21H184ZM188 22V21H187ZM246 23V27H247V30L245 29V24H242V25H240V23ZM216 23V22H215ZM257 23V24H256ZM121 24V25H120ZM216 24H218V22L216 23ZM223 24L224 25H222L221 24V30H224L225 28H224V26L227 28V26H226V23H224L223 22ZM227 24V25H228ZM250 24V26H247V25H249ZM253 24V25H252ZM117 25V26H116ZM184 25H185V23H184ZM255 25H257V27H258V29L260 28V26L262 27V29L260 28L259 29V31H260V33H262V34H260V36H258V40H259V42L256 40V43L258 44L257 46L255 45V44H253V45H255L256 47H257V49H258V47H259V49H258V52H259V50H260V53H261V55L259 56V54L260 53H258L257 52V50H256V47L255 46H253V49H252V42H254V41H252V39L254 38L253 36L254 35H252V33H250V32H252V29H250V28H253V26H255ZM186 26H188L189 27V25H188V23H186ZM222 26H223V28L224 29H222ZM214 26H212V28H213ZM229 27H231V26H228V28ZM227 28V29H228ZM232 28V29H233ZM249 28V29H248ZM77 29V30H76ZM183 29V30H182ZM217 29V30H216ZM218 29H219V26L217 27V28H215V30L216 31H218ZM231 28H229V30H230ZM247 31V34L249 33L250 35H249V37L248 38H246L247 37V34H246V31ZM226 30V29H225ZM235 30V31H236ZM250 30V31H249ZM241 31L243 32L242 33V35H241ZM262 31V32H261ZM107 33H109V34H107ZM228 33H229V35H228ZM232 33V34H231ZM233 34L236 36V37H234L233 36ZM197 35V34H196ZM231 35L234 37V38H236L235 40L233 39V42L231 41V38H229L230 40V42L228 43V37L230 36L231 37ZM252 35V37L253 38H250V36ZM192 37H194L193 38V40H195V42L193 41V43H192V40H191V38ZM218 37H217V39H218ZM242 37V38H241ZM109 38V39H108ZM111 38V39H110ZM185 38V39H184ZM196 38V39H195ZM207 38H209V37H207ZM237 38H240V40L242 41H239V39L237 40ZM250 38V39H249ZM261 38V39H260ZM215 39V40H214ZM249 39V40H248ZM191 40V41H190ZM239 41V42H237V41ZM244 40V41H243ZM248 40V41H247ZM262 40V43H260V41ZM112 41V42H111ZM226 41V40H225ZM252 41V42H251ZM111 42V43H110ZM179 42H180V40H179ZM189 42L191 43V44H189ZM197 42H199L200 44H198ZM237 42V44H235ZM244 42H245V44H244ZM246 42H248V43H246ZM203 43V44H202ZM222 44L221 46H220V44ZM224 43H225V45H227V46H230V49H226L225 48V45H224ZM238 43H239V45H238ZM241 43V44H240ZM202 44V46H200ZM208 44H210L209 46L211 47V48H209V46H208ZM244 44V47L242 46ZM259 44H261V49H260V46H259ZM196 45V46H195ZM224 45V46H223ZM248 45V46H247ZM65 46V47H64ZM218 46H220L221 48L223 47V49L225 48V53H223L224 52V50L223 49H221L222 50V54H220V49H218L219 47ZM226 46V47H227ZM232 46V47H231ZM235 46V47H234ZM238 46H240V47H238ZM248 48H247V47ZM201 48L200 49V51H199V48ZM214 47H217V48H215L216 49V51H215V49H214ZM238 47V48H237ZM255 47V48H254ZM63 48V49H62ZM228 48V47H227ZM240 48V49H239ZM198 49V50H197ZM204 49V50H203ZM212 51H211V50ZM234 49V50H233ZM245 50L244 51V53H246L245 55H244V57L245 58H243V54L244 53H242L241 51L242 50ZM247 49V50H246ZM66 50H68V51H66ZM108 50V52H105V51H107ZM111 50V51H110ZM214 50V51H213ZM227 50V51H226ZM231 50H233V54H234V56L233 55H230V54H232V52H231ZM235 50H237V51H235ZM253 50V51H252ZM261 50H263V52L261 51ZM33 51H35V49H33ZM46 51V50H45ZM104 51V52H103ZM218 51H219V53H218ZM210 52V53H209ZM211 52H212V54H211ZM229 53V55H230V57L227 55L228 53ZM241 52V53H240ZM251 52H252V55H251ZM256 52V54H254ZM102 53V54H101ZM208 53V54H207ZM237 53H239V55L237 54ZM223 54H226L227 55V57H223ZM241 54V55H240ZM97 55H99L98 57H97ZM109 55V56H110ZM210 57H209V56ZM223 57V59H222V57H221V59L220 60H223L222 61V63H220V60H219V58H217L218 60H216V58L214 57ZM41 56V57H40ZM58 56H60L59 57V59H58ZM102 56V57H101ZM241 56V57H240ZM254 56V57H253ZM257 56H259V58L257 57ZM1 58H0V60L3 62V60H5V62H3V63H6V61L9 63L10 61H9V59H6V58H4V57H2V56H0ZM38 57V58H37ZM100 57V58H99ZM209 57V58H208ZM258 58V60L256 61L255 59H257ZM239 58V59H238ZM241 58V59H240ZM251 58V59H250ZM263 58V59H262ZM39 59V60H38ZM225 59H226V61H225ZM237 59H238V61H237ZM246 60V63L244 62L245 60ZM259 59L260 60H262L261 62L259 61ZM49 60V61H48ZM56 61V62H53L52 63V61ZM209 60V62L211 63V65H209V62H207ZM239 60H241V61H239ZM248 60H250L251 62H249ZM256 62H255V61ZM0 61V62H1ZM40 61V62H39ZM205 61V62H204ZM225 61V62H224ZM238 63H237V62ZM63 64H62V63ZM204 62V63H203ZM219 62V63H218ZM224 62V63H223ZM253 62V63H252ZM2 63V64H3ZM7 63V67H8V69L5 67V65H2V67L4 66V68H6L5 69V71H7L8 73H6V74H9V71L12 69V68H10V70H9V67L11 66V64H8ZM39 63V64H38ZM51 63V64H50ZM252 63V64H251ZM257 64L256 65V67H255V64ZM259 63V64H258ZM43 65V66H41V68H40V65ZM45 64V65H44ZM66 64H68V65H66ZM242 64V65H241ZM260 64H263V65H261V67L259 66ZM0 65V66H1ZM10 65V66H9ZM54 65V66H53ZM59 65V66H58ZM228 65V64H227ZM227 65H225L226 67H228ZM232 65H234L233 67H232ZM246 65V66H245ZM247 65H250L248 68H247ZM252 65H254V66H252ZM88 68H87V67ZM235 66H236V68H235ZM1 67V68H2ZM45 67V68H44ZM49 69H47V68ZM71 67V68H70ZM38 68V69H37ZM212 68H213V66H212ZM232 68H234V70H232ZM242 68V69H241ZM254 68H256V72H255V70H254ZM258 68V69H257ZM3 69V68H2ZM40 69V70H39ZM50 69H51V71H50ZM53 69V70H52ZM261 69V70H260ZM1 70V69H0ZM9 70V71H8ZM38 70V71H37ZM48 70V71H47ZM220 70V71H219ZM226 70V71H225ZM242 70V71H241ZM250 70V71H249ZM254 70V71H253ZM34 71H36V72H34ZM45 71V72H44ZM47 71V72H46ZM221 72L222 74H220V75H217L219 72ZM223 71H225L224 73H226L227 74V76H225V74H223ZM246 71H248V72H246ZM254 73H253V72ZM3 72H4V69H3ZM214 73V75H213V73ZM218 72V73H217ZM250 72V73H249ZM11 73H13V69L11 70ZM46 73V74H45ZM90 73H91V75H90ZM203 73V74H204ZM210 73V72H209ZM228 73H230L231 74V76H230V74H228ZM245 73V74H244ZM0 74H1V72H0ZM2 74H4V73H2ZM79 74V75H78ZM202 74V75H203ZM248 74V75H247ZM253 74V75H252ZM64 75V76H63ZM92 75H93V77H92ZM215 75H216V77H215ZM246 76V77H243V76ZM261 75V74H260ZM260 75H258V77H260ZM2 76V75H1ZM32 76V77H31ZM77 76H78V78H77ZM214 76V77H213ZM219 76H223V77H219ZM230 76V77H229ZM233 76V77H232ZM37 77V78H36ZM59 77V78H58ZM203 77V76H202ZM251 77L247 80V81H249L250 79H251ZM30 78H32V79H30ZM212 78V80H210ZM214 78V79H213ZM245 78V79H244ZM264 78V75L262 76V79ZM20 79V80H19ZM44 79V80H43ZM244 79V80H243ZM49 80V81H48ZM67 80V81H66ZM72 80H73V82H72ZM205 80H206V82H205ZM231 80V81H230ZM245 80V82H246V84L248 83L247 81ZM33 81V82H32ZM36 81V82H35ZM41 81H42V83H41ZM45 81V82H44ZM207 81H208V83H207ZM20 84H18V83ZM26 82V83H25ZM39 82V83H38ZM50 82V83H49ZM52 82V83H51ZM223 82H225V83H223ZM229 82H230V84H229ZM234 82H235V84H234ZM23 83V84H22ZM46 83H47V85H46ZM57 83V84H56ZM203 83L201 84V85H197L196 86V84H188L187 86H192V87H198V88H200V87H203ZM207 83V84H206ZM243 83V85H241ZM13 84V85H12ZM30 84V85H29ZM225 84L227 85V87H225ZM232 84H234V87L232 86ZM18 85V86H17ZM30 87H29V86ZM37 85V86H36ZM51 85V86H50ZM64 85V86H63ZM232 87L231 88V90H230V86ZM238 85H240L239 87H237ZM262 85H263V87H264V83H262ZM29 88H28V87ZM212 86L210 87V85H209V87L210 88H212ZM13 87V88H12ZM40 87V88H39ZM77 87H78V89H77ZM208 87V88H209ZM247 87H248V84H247ZM16 88H17V90H16ZM61 88V89H60ZM87 88V89H86ZM224 88H225V90H224ZM234 88H236V89H238L237 91H235L234 90V93H233V91H232V89H234ZM243 88H241V89H243ZM213 89L211 90L212 92H213ZM259 88H257L256 90H258ZM9 90H10V92H9ZM23 90H25V91H23ZM40 90V91H39ZM50 90V91H49ZM55 90V91H54ZM232 92V94H231V92ZM17 91V92H16ZM38 91V92H37ZM45 91V92H44ZM48 91V92H47ZM223 91L227 94V96H232V97H230L231 99V101H232V103H230L231 101L228 99L229 97H227L226 96V94H224L223 93ZM2 92V89H1V91H0V93ZM22 92H23V94H22ZM212 92H210V94L212 93ZM230 92V93H229ZM237 92V93H236ZM10 93H11V95H10ZM19 93H20V95H19ZM26 93V94H25ZM34 93V94H33ZM58 93H59V95H58ZM207 93V94H208ZM228 93H229V95H228ZM16 94V95H15ZM25 94V95H24ZM45 94V95H44ZM52 94V95H51ZM54 94V95H53ZM261 94V95H260ZM13 95V96H12ZM22 95H24L23 97H22ZM31 95V96H30ZM36 97H35V96ZM39 95V96H38ZM41 95V96H40ZM57 95V96H56ZM97 95L98 96H100V94H99V92L97 93ZM216 95V96H215ZM227 97L226 99H225V96ZM236 97H235V96ZM256 95H257V97L258 98H262L261 96H263L264 97V89L262 90H260L259 91V93H256ZM12 96V97H11ZM21 98H20V97ZM55 96V97H54ZM60 96V97H59ZM224 96V97H223ZM260 96V97H259ZM10 97L11 98H13V99H10ZM47 97V98H46ZM59 97V98H58ZM206 97V98H205ZM209 97V96H208ZM233 97H235V98H233ZM40 98V99H39ZM202 98V97H201ZM232 98L234 99V100H232ZM9 99V100H8ZM69 99V100H68ZM74 99V100H73ZM87 99V100H86ZM192 100V102H190L191 100ZM195 99H196V101H195ZM207 99V100H206ZM218 99V100H217ZM230 101V102H228V100ZM15 100H17L16 102H15ZM22 100V101H21ZM190 100V101H189ZM89 101V100H88ZM180 102H181V99L179 100ZM195 101V102H194ZM208 102V104H207V102ZM228 102V103H227ZM236 104H235V103ZM262 106L264 105V100H262ZM19 103H21V104H19ZM207 105H206V104ZM231 104V106L229 107V105ZM13 104V105H12ZM15 104V105H14ZM19 104V105H18ZM177 104H179V105H181V103H177ZM191 104H193L196 108V110L198 111H200L201 109L202 110H204L203 112H202V110H201V112H197L196 113V111L195 110H193V106H191ZM226 104H227V106H228V108H230L231 110H228V108H227V106H226ZM233 104H235L237 107H236V109L234 108H232V106H233ZM241 104V105H240ZM179 105H177V106H179ZM181 105V106H182ZM224 105V106H223ZM122 106V105H121ZM120 106V107H121ZM189 106H191L192 107V109H191V107H189ZM204 107V108H203ZM122 108V107H121ZM227 108V109H226ZM239 108H241V109H239ZM179 109H180V106H179ZM190 109H191V111L193 112L194 111V113L192 114H190L189 112H191L190 111ZM222 109V110H221ZM239 109V110H238ZM181 111H182V107H181V109H180ZM225 110H227V111H225ZM242 110V111H241ZM164 111V110H163ZM179 111V110H178ZM221 111H222V113H221ZM229 111H231L230 113H231V115L229 114ZM243 112V113H241V112ZM145 112V113H144ZM143 113H144V115H146V112H147V114H148V112H151V111H148V110H146V111H144ZM234 112V113H233ZM239 112H240V114H239ZM181 113H184L185 114V116L186 117H184V114H181ZM212 113H214V115H215V119H213V118H211V116H210V114H212ZM231 116V118L229 119V115ZM6 114V111H4L3 113H2V115H5ZM154 114H152V115H154ZM157 114H158V116H157ZM177 114V115H178ZM190 114V115H189ZM221 114V115H220ZM149 116H150V114H148ZM148 115H146V116H148ZM194 116V115H196V116H194V117H191V116ZM226 115H227V117H226ZM235 115V116H236ZM169 117V118H168ZM200 119H199V118ZM205 117V119H202V118H204ZM222 117V118H221ZM150 118V117H149ZM153 118V117H152ZM162 118V119H161ZM176 118V119H175ZM178 118V119H177ZM184 118V119H183ZM190 118H192L191 120H189ZM196 118H198V120H197V122L195 123V125L193 124L194 123V119H196ZM239 118V119H238ZM185 119H186V121H185ZM216 119H219L220 121H217V123H214V120H215V122H216ZM226 119V120H225ZM189 120V121H188ZM201 120V121H200ZM252 120H254V121H256L257 119H256V116L255 115H253V117H252ZM226 121V122H227ZM192 122V123H191ZM225 122V123H226ZM205 123V124H204ZM218 123H219V125H218ZM211 124L213 125V124H215V125H213V127H211ZM229 124V123H228ZM146 125H148V124H146ZM216 125H218L219 126V128H220V133H219V129H218V126L217 127H215ZM222 125V126H221ZM149 126V125H148ZM204 126V127H203ZM227 126V124L225 125V127ZM12 127V128H11ZM150 127H152V125H150ZM167 127V131H165V128ZM198 127H203V128H205V129H201V132H202V134L201 133H199V131H200V128H199V131H197L198 130ZM161 128H164V131L162 130V131H160L161 130ZM179 128V129H178ZM214 128H216V129H218V130H216V131H218V132H216V131H213V129ZM223 128V129H222ZM9 129V130H8ZM12 129V130H11ZM152 130H153V127L151 128ZM197 129V130H196ZM197 131V133H195L196 131ZM203 130H205V131H203ZM17 131V127H14V126H12L11 124L9 125V126H6L4 123H1V126H0V132L1 133H3V134H14L15 132ZM179 131V132H178ZM11 132V133H10ZM156 132V133H157ZM159 132H158V134H159ZM167 132V133H166ZM177 132V133H176ZM197 135H195L194 133ZM205 132V133H204ZM186 133V134H185ZM189 133V134H188ZM211 133H213V135H210ZM193 134V135H192ZM199 134H201L200 135V137H198L199 136ZM206 136H205V135ZM209 134V135H208ZM189 135L191 136L189 139V141H192L193 139H194V137L196 136V138H198V140L196 139V140H193V141H198L197 142V144H195V142H194V145H193V141H192V143H191V148L189 147L190 146V144H189V148H187L188 150L187 151H189L190 149H192V148H196L197 150H195L196 152V154L195 153H191L190 155L187 153V152H185L186 151V149L184 150V153H183V151H182V153L184 154V157H183V154L181 155L182 157H183V159L188 155L189 157H187L186 158V162L190 165H186L185 163L184 164H181L180 162L181 161H183V159L182 160H180L181 158H171V157H174L175 156V154H177V149L180 151V149H184V148H186L187 146L186 145H183V142H185L184 140H186V139H188V137H189ZM195 135V136H194ZM188 136V137H187ZM227 136V137H226ZM186 139H185V138ZM206 138V140L205 141H203V142H201V144L199 143L200 142V138L201 139H203V138ZM220 137H221V139H220ZM228 137H229V140H228ZM231 137V138H230ZM157 138V139H158ZM172 138V140H169V139H171ZM183 138V139H182ZM192 138V139H191ZM163 139H165L168 143H169V145L166 143V141L165 140H163ZM168 139V140H167ZM152 140V139H151ZM175 142H174V141ZM204 140V139H203ZM223 141H224V143H223ZM154 142H155V144H156V146L158 147V149L156 148V149H153V147L155 146H153V144H154ZM187 142V141H186ZM185 142V143H186ZM188 143V142H187ZM186 143V144H187ZM204 143H215V144H212V146H214V155H215V153H217V159L219 160V162L221 163H219V162H217V163H214L217 159H214V156H213V151L212 150H210V154L213 156L211 159H209L208 160V163L205 165L204 163H201V160L205 157V156H207V151H204L205 150V148H204V145H202V144H204ZM221 143V144H220ZM220 144V145H219ZM173 145V146H172ZM195 145H198V146H200V147H194ZM150 147V148H147V147ZM180 146H183V148H180ZM186 146V147H185ZM211 146V147H212ZM224 146V147H223ZM168 147V148H167ZM237 147V148H236ZM145 148V149H144ZM227 148L229 149V150H227ZM149 149L151 150V151H149ZM141 150V149H140ZM194 150L192 151V152H194ZM12 150L10 149V150H5V149H1L0 148V152H7V153H10ZM152 153L153 155V159L152 158H149L148 156H150L151 157V154L149 153ZM197 151H198V154L200 155H198L197 154ZM223 151V152H222ZM154 152H158V154L157 153H154ZM175 153V154H174ZM229 153V154H228ZM171 154H173V155H171ZM185 154H186V156H185ZM193 154V155H192ZM194 154L195 155H197V156H199L196 160L194 159L196 156H194ZM222 154V155H221ZM154 155H158L156 158H155V156ZM229 155V156H228ZM139 156V157H138ZM143 156H144V158H143ZM191 156H193V157H191ZM162 157V158H161ZM175 157H179L178 155L177 156H175ZM202 157V158H201ZM219 157L221 158L222 157V159L220 160L219 159ZM229 157L230 159H229V163L231 164V162L233 163V165L231 164V165H227V164H229V163H227V158ZM142 158H143V161H142ZM147 158H149V159H152V161L151 160H149V159H147ZM201 158V159H200ZM238 158V159H237ZM155 159H157V160H155ZM169 159H171V161L172 162H175L174 161V159L175 160H180L179 161V166H180V164L183 166H181L182 168L180 169L179 168V170L178 169H176V170H178V171H176L177 173H175L174 175H171L172 177H171V179H170V175L169 176H167L168 175V172H167V170H169L170 168H171V165H173V163L169 160ZM188 159V160H187ZM192 159L194 160V161H192ZM137 160V159H136ZM151 162V166H149L150 165V162ZM169 160V161H168ZM235 160V161H234ZM141 161V163H138V162H140ZM147 161V162H146ZM154 161H157V162H154ZM159 161V162H158ZM167 161L168 162H170L171 164H169V163H167ZM185 161H183V162H185ZM231 161V162H230ZM147 164H146V163ZM149 162V163H148ZM154 162V163H153ZM177 162V161H176ZM182 162V163H183ZM144 163V164H143ZM157 165H156V164ZM167 163V164H166ZM212 163L215 165V168L217 167V164L219 165V167H217L219 170H221V172L216 168V170H214L213 169V167H214V165H212ZM49 164V163H48ZM140 164L142 165V166H140ZM154 164V165H153ZM176 165H177V168H178V163H175ZM174 164V165H175ZM226 164V165H225ZM235 164V165H234ZM49 165H52L51 163L49 164ZM132 165V166H131ZM168 165V166H167ZM221 165V166H220ZM129 166H131V167H129ZM133 166L134 167H136V168H133ZM140 166V167H139ZM147 166H148V168L149 167H151V168H147ZM164 166V167H163ZM186 166H188V167H186ZM193 166V165H192ZM209 166H211L210 168H209ZM227 166H231L230 168L229 167H227ZM234 166V167H233ZM48 167H50V166H48ZM139 167V169L138 170H136L137 168ZM185 167H186V169L187 170H184L185 169ZM222 169H221V168ZM236 167V168H235ZM142 168V169H141ZM147 168V169H146ZM159 168V169H158ZM169 168V169H168ZM184 168V169H183ZM211 169L212 168V170L214 171V174L213 175H215V176H213L212 175V170L211 171H208L207 173L205 172L206 170H208V169ZM227 168V169H226ZM144 169V170H143ZM146 169V170H145ZM172 169V168H171ZM170 169V171H172L173 172V170H171ZM136 170V171H135ZM165 170V171H164ZM184 170V171H183ZM194 170H195V168H194ZM218 170V171H217ZM225 171V173H224V171ZM229 170H232L231 172V178L230 179H228L227 178V176L228 175H230V172L227 174V172L229 171ZM235 170V172H233ZM134 173H133V172ZM139 171H140V174H139ZM142 171V172H141ZM145 173H144V172ZM156 171V172H155ZM179 171H183V172H180V173H184L185 171H187L186 172V174H185V176L184 175H182L181 174V177L180 176H178L180 179L178 180V178H176L175 179V176L176 175H180V173H179ZM216 171V172H215ZM227 171V172H226ZM160 172H162V173H160ZM167 172V173H166ZM210 172V173H209ZM218 172V173H217ZM136 173H138L139 175H137ZM143 173V174H142ZM164 173H166L167 175H165V178H167L168 180L170 179V181H168L167 179H163L162 177H164ZM174 173V172H173ZM201 173V174H200ZM217 173V174H216ZM234 173V174H233ZM135 176V180L133 179L134 178V176ZM170 174H171V172H170ZM204 174H206V176H204ZM211 176H210V175ZM224 174H226V175H224ZM236 174V175H235ZM190 175V174H189ZM188 175V176H189ZM235 175V176H234ZM133 176V177H132ZM138 176V177H137ZM167 176V177H166ZM182 176H184V177H186V179L184 180L183 179V177ZM209 176V177H208ZM218 176V177H217ZM152 177V178H151ZM160 177H161V179H160ZM177 177V176H176ZM204 177V178H203ZM223 177V178H222ZM234 177H237V179L236 178H234ZM141 178V180H139ZM146 178V179H145ZM148 178V179H147ZM156 178V179H155ZM189 178H190V176H189ZM198 178H199V180H198ZM128 179V180H127ZM130 179H132V182H134L133 184L131 183V181H130ZM183 179V180H182ZM195 179V180H194ZM204 179V180H205ZM226 179V180H225ZM232 180L231 182L229 181L228 182V180ZM235 179V180H234ZM134 180V181H133ZM140 181L139 182V184H137L138 185V187H137V185H134V184H136V182L138 183V181ZM161 180V181H160ZM179 182H178V181ZM224 180V181H223ZM127 181V182H126ZM130 181V182H129ZM155 181H157L156 183H155ZM160 181V182H159ZM216 181V182H215ZM234 181H235V187H234ZM122 182H124V183H122ZM142 182V183H141ZM151 182V183H150ZM173 182L171 183V185H169L171 188H174V187H177L176 185H177V183L175 182L174 184H173ZM199 182V183H198ZM225 182V183H224ZM226 182H228L230 185H228V183L226 184ZM130 183V184H129ZM150 183V185H148ZM165 183V185H167ZM190 183V184H191ZM213 185H215V186H213V189H212V184ZM222 183V184H221ZM157 184V185H156ZM178 184V185H179ZM191 184V185H192ZM230 186L229 188H228V186H227V191H226V193L227 192H229L228 190L229 189H233V187H234V191L236 192V194H235V192L234 191H232L231 190V192L232 193H228V195H231V197L230 196H228L227 197V194L225 195L226 196V199H225V196H224V190H225V186ZM233 184V186H231ZM125 185H126V187H125ZM165 185H164V183H163V185H159V187L161 188H164L165 187ZM167 185V186H168ZM210 185H208V186H210ZM133 186V187H132ZM142 186V187H141ZM166 186V187H167ZM168 186V187H169ZM193 186H195L194 184H193ZM197 186V185H196ZM195 186V187H196ZM129 187H130V189H129ZM132 187V188H131ZM137 187V188H136ZM159 187L157 188V189H159ZM165 187V188H166ZM200 187V186H199ZM223 187V188H222ZM146 188V189H147ZM216 188V189H215ZM219 188V189H218ZM238 190H237V189ZM135 189V190H134ZM237 191H236V190ZM122 190V191H121ZM210 190V192H209V194H208V191ZM129 191H130V193H129ZM133 192V193H132ZM238 192V193H237ZM213 195H212V194ZM1 194V193H0ZM4 193H2L1 195H3ZM20 194V193H19ZM23 193H21V195H22ZM208 194V195H207ZM211 194V195H210ZM6 195H8V194H6ZM9 195H12V194H9ZM14 195V194H13ZM17 195V194H16ZM20 195V196H21ZM25 195V194H24ZM27 195V194H26ZM209 195L210 196H214V198H212V197H209ZM233 195V196H232ZM243 195V194H242ZM18 196V195H17ZM23 196V195H22ZM21 196V200L22 199H24V197H22ZM224 196V197H223ZM237 196V197H236ZM247 196V195H246ZM27 196H25V198H26ZM210 200H208L207 198ZM231 198V200H232V198H233V201H231V202H233V204H234V201L236 200L237 202H235V203H237L235 206L234 205H232V207L234 208V210L232 211V207H231V202H228L227 201V199L229 200L230 198ZM236 197V198H235ZM240 197V198H239ZM208 200V201H206V200ZM211 199H212V201H211ZM25 200V199H24ZM27 203V205L25 204V203ZM23 202V200H22V204L24 205V207L22 206V209L18 206L17 208H20V209H17L16 207V209L15 208H12L11 209V211L12 210H14L15 209V211H16V213H15V211H12V213H11V211L9 212V209L7 210V209H5V211H3V209H0V235H4V237H6L5 236V234H7V237L6 238H9L10 237V239H11V237H14L13 235L12 236H9L8 234H13V233H15V236L17 237V235L18 236H20L21 237V240L23 239L24 241H27V240H30V239H33L34 240V238H32V237H38L37 239H35L36 241H38V240H42V237H43V235L41 236V238H40V234H45V233H47V232H49V230H51L50 231V233L52 232V231H55V232H53V236L55 237V239L56 240H52L54 237L52 236V235H50L49 233V238L50 239H45L46 241V243H44V240H42V244H43V246L45 247V248H47L48 246V244H49V246H51V244H53L52 245V247H54V246H59V247H56V249H58L57 251H59L60 253H62L63 254V252H64V254L63 255H67V256H75V255H73V252H74V254H76L77 253V251H78V254H76V256L75 257H77V259H79V258H81L80 260H83V261H87V260H89L90 261V263L91 262H93L92 260H93V258H96V257H94V253H93V255H92V252H91V254H86V252L83 254V252H84V249H83V251L81 250L82 248L81 247H79V246H77L76 247V245H81V244H77V243H79V242H74L75 240L73 239V237H72V231L73 232H75V230L77 231V229H75V230H73L74 228H76V225H69L67 228H70L71 226H72V228L71 229H68L69 231L71 230V235L69 236V234H67L69 237L67 238L66 237V231H64V230H67V228H66V226H65V224L64 223H62V221H61V217H59V220H58V216L59 215H53L54 217H52L53 218V220H51L52 218H51V215L52 214H54V213H52V214H50L51 213V211L49 210V209H45L44 207H42V208H39L38 206L40 205L39 203H37L38 204V206L36 205V203H33V202H31V204H32V206H34V209L32 210V206L31 205H29V203H28V201L26 202V200ZM212 202H214V203H212ZM218 202V203H217ZM227 203H228V205L230 204V207L231 208H229V206L227 205ZM213 204H214V206H213ZM37 206V207H36ZM40 207H41V205H40ZM203 207H205V206H203ZM211 208V209H212ZM214 208H217L218 210H215ZM35 209H37V210H35ZM41 209V210H40ZM222 209V210H221ZM238 209V210H237ZM6 210L8 211V212H6ZM21 211V212H19V211ZM45 210H47V211H49V214L50 215H48L47 213V211H45ZM240 211V212H237V211ZM43 211L44 212H46V214L45 213H43ZM28 212L31 214V216H37V218H34V217H32V218H34L33 220L31 219H28V218H30L29 216H30V214H28ZM40 212V213H39ZM7 213V214H6ZM15 213V214H14ZM27 214V215H26ZM29 215V216H28ZM47 215H48V217H47ZM214 215V216H213ZM232 215H235V217H232ZM61 216V215H60ZM231 216V217H230ZM40 219H39V218ZM45 217H47L49 220H51V221H53V222H48V219L46 220V219H44ZM57 218V221H59L60 222V224H59V222H57V221H54V218ZM217 217V218H218ZM56 218H55V220H56ZM222 217H220V218H218V220L217 219H214L213 220V222H219V219H221ZM37 219V221H38V219L43 223V221H44V224H42L41 225V222L39 221V224L38 223H35L36 220ZM44 219V220H43ZM47 222H46V221ZM223 219H221V221H222ZM243 220V221H242ZM5 223H4V222ZM8 221V222H7ZM220 221V222H221ZM220 222H219V225H220ZM241 224H240V223ZM4 223V224H3ZM45 223L47 224V225H51V223L52 224H54V225H51V229H47V228H45V226H47V225H45ZM57 223V224H56ZM245 223V222H244ZM6 224H7V226H6ZM8 224H10V225H8ZM55 224L58 226V227H60V229L57 227V226H55ZM59 224V225H58ZM239 224V225H238ZM43 225H45L44 227H43ZM61 225H63V227L65 228H63ZM49 226H47L48 228H49ZM55 229H53V228ZM61 227L63 228V229H61ZM43 229H44V231L45 232H43ZM45 229H47V230H45ZM58 229V230H57ZM42 230V231H41ZM60 230V232H58ZM65 232V236H64V234L62 235V234H60L59 235V233H61V232ZM3 232V233H2ZM4 232H5V234H4ZM55 233V234H54ZM58 233V234H57ZM46 235V234H45ZM46 235V236H47ZM57 237H56V236ZM9 236V237H8ZM46 236H45V238H46ZM48 236H47V238H48ZM60 236V237H59ZM66 237V238H63V237ZM3 237V236H2ZM19 237V238H20ZM44 238V237H43ZM214 238L215 239H217L216 238V236L214 235ZM2 239V238H1ZM4 239V238H3ZM66 239H67V241H66ZM76 239V238H75ZM92 239H94L93 241H92ZM32 240V241H33ZM63 240H65V241H63ZM71 240H73V241H71ZM124 240H125V242L127 241L126 239H123V243H125L124 242ZM11 241V240H10ZM32 241H30V242H28V243H32ZM36 241H33V243H32V245H33V247H34V243L36 242ZM48 241V242H47ZM52 241H53V243H52ZM57 241V242H56ZM60 241V242H59ZM77 241V240H76ZM91 245L92 244H94L95 242L94 241H96V239L93 237H91ZM6 242H9V241H0V243H6ZM50 242V243H49ZM59 242V243H58ZM72 243L71 244V246H73V248H71V246H70V244H68V243ZM128 242V241H127ZM10 243V242H9ZM65 243H67V245L65 244ZM106 243H108V244H111V243H109V242H107L106 241ZM47 244V245H46ZM55 244V245H54ZM57 244V245H56ZM65 244V245H64ZM76 244V245H75ZM47 247H46V246ZM63 245H64V247H68L67 248V250H66V248H64L63 247ZM62 246V247H61ZM92 246H96V247H93L92 248V250H93V252H94V250H96V249H100L101 248V246H102V248L104 247L105 248V246H103V245H98V243H96V244H94V245H92ZM99 246V247H98ZM234 246V245H233ZM74 247H76V248H80V249H78V250H75V248ZM98 247V248H97ZM10 248V247H9ZM74 249L73 251H72V254H71V251H69L70 249ZM96 248V249H95ZM101 248V249H102ZM0 249H2V248H0ZM11 249H12V244H11ZM47 249H49V248H47ZM50 249H51V247H50ZM55 249V250H56ZM7 250V249H6ZM62 250H63V252H62ZM68 252V253H65L66 251ZM91 250V251H92ZM76 251V252H75ZM79 251L81 252L82 251V253H81V255H80V253H79ZM5 254H3L2 253V256L0 255V264H11L10 262H9V260L11 259H8V261H7V257H8V255L9 254H6V252H4ZM82 254H83V256H82ZM93 256V258H92V256ZM4 256H5V258H4ZM79 256V257H78ZM88 256H91V257H88ZM112 256V255H111ZM84 257H85V259H84ZM86 257L88 258V259H86ZM9 258V257H8ZM91 258H92V260H91ZM107 259H109V262H112V264H115V261L116 260H118L117 262L120 264H124L125 262L124 261H122L121 262V260H120V258H118L117 259V257H116V260H114L112 257H111V259L110 258H107ZM112 259H113V261H112ZM2 260H5V261H2ZM95 260V259H94ZM97 260V259H96ZM120 260V261H119ZM7 261V262H6ZM98 262H99V260H97ZM97 261H95V262H97ZM95 262H93L94 264H96ZM118 263H116V264H118ZM98 264V263H97ZM110 264V263H109Z\"/></svg>",
	"mask_w": 264,
	"mask_h": 264
},
{
	"label": "crops",
	"instance_id": "3",
	"mask_svg": "<svg viewBox=\"0 0 264 264\" xmlns=\"http://www.w3.org/2000/svg\"><path fill=\"white\" fill-rule=\"evenodd\" d=\"M19 1H21V2H19ZM28 2V3H26V4H24L25 2ZM0 0V29L2 28V26L4 27V28H2L3 30H4V32H6L5 34L8 36V37H11V38H15L14 36L16 35L17 36V39L19 38V39H21V37L23 38L22 40H20V41H25V40H27L26 41V46H27V48H29V47H31L32 49H34L35 48V51H33V55H40V53H41V55H43V54H45V55H51V54H58L59 52H56L57 51V49H60V48H57L58 46L59 47H62L63 46V41L65 40V39H67V38H70L69 37V34L71 33V32H73V29H70L71 27H68V25L70 24V23H76V22H78L79 21V19H80V15L82 14L83 16L84 15H90V12H91V10L89 11V13H87V12H81V11H79V10H81V9H79V5L80 6H82L81 5V3L83 2L82 0V2H80V0H69L70 2H68V0H63L64 1V3H63V1L62 0H58V2H59V4L57 3V1L56 0H54V1H56L55 3H54V1H53V3H50V2H52L51 0H48V1H50L49 3L50 4H48L47 2H46V4H45V0H44V4H45V6L48 4L49 6H51V8L49 7V9L47 10V7H46V9H45V7L43 6L44 4H42V6L39 4V6L40 7H43V10H47L48 11V15H50L51 17H52V14H54V12L56 13H58L60 16H61V18H63V21H61V22H59V24L61 25L62 23L64 24V29H63V25L62 26H58L57 24H56V22L55 21H58L57 19H59V21L61 20L59 17V15L57 14V15H55L54 14V16H59L58 18H56V17H50V20L47 18V11H46V14H44L45 12H43V11H41L46 17H45V20H44V15L39 11V10H42L41 8L40 9H38V15L40 14V16H42L43 15V17L42 18H40V16L38 17V18H40V20H38V21H41V19H42V21H43V24H44V22L46 21V24H44V26H46L49 22L52 24V25H47V27H45V28H47V30H45V31H47V34H46V32H42V30L41 29H39V31L40 32H42L41 34H43V33H45V37H44V39L42 38L41 39V42L39 43V41H40V38H41V35H40V32L38 31V29L36 30V31H34V29H36V25L37 24H39L38 23V21L36 20V19H38V18H36L38 15H37V13H36V15H35V12H37L36 11V9H37V4H35L34 2H35V0ZM67 1V2H66ZM7 2V3H6ZM9 2H11V3H9ZM36 2H39V3H43V0L42 1H40V0H36ZM61 2H62V4H61ZM72 2V3H71ZM75 2V3H74ZM76 2L79 4V5H77L76 4ZM15 3H16V5H15ZM19 4V6H18V4ZM31 3V4H30ZM67 3V4H66ZM53 4V5H52ZM73 4V5H72ZM22 5L24 6V7H22ZM25 5L27 6V7H25ZM34 5L36 6V9H35V7H34ZM78 6V7H76V8H78V10L75 8V10H77V11H75V10H73L74 9V7L75 6ZM59 6V7H58ZM70 6V7H69ZM22 8V9H21ZM28 8V9H27ZM39 8V7H38ZM82 8H84L83 6H82ZM51 9V10H50ZM23 10L25 11L24 13H23ZM71 10H73V11H71ZM35 11V12H34ZM51 11V12H50ZM29 12V13H28ZM65 12V13H64ZM66 12L67 13H69V14H71L70 15V17H68V14H66ZM81 12V13H80ZM29 14V17L27 18V15ZM85 13H87V14H85ZM62 14V15H61ZM64 15H67V17H65ZM33 17H34V19H33ZM36 18V19H35ZM65 18V19H64ZM71 18H73V20L71 19ZM28 19V20H27ZM30 19V20H29ZM67 19V20H66ZM69 19V20H68ZM77 19V20H76ZM1 20H3L2 21V23H1ZM28 22H27V21ZM33 20V21H32ZM30 21V22H29ZM41 21V22H42ZM72 21V22H71ZM48 22V23H47ZM8 25H7V24ZM37 23V24H36ZM68 23V24H67ZM43 24H41V26L43 25ZM27 25V26H26ZM40 25V24H39ZM55 25H57L58 27H56L55 29H54V27H55ZM11 28H10V27ZM30 26V27H29ZM40 26V27H41ZM39 27V26H38ZM43 27V26H42ZM41 27V28H42ZM49 27V28H48ZM60 27V28H59ZM62 27V28H61ZM32 28V29H31ZM34 28V29H33ZM0 30V35L2 36V37H4L5 35H4V33H3V30ZM12 29V30H11ZM27 29V30H26ZM33 31H31V30ZM51 29V30H50ZM60 29V31H62L61 29H63V32H59L58 33V30ZM13 31V33L11 34V32H10V34L13 36H10V34H9V31ZM26 30V31H25ZM52 30H54V32L52 33ZM8 31V32H7ZM14 31L15 32H17L15 35H13L14 34ZM36 32L39 34V36H40V38H38L39 36H37L36 35ZM50 32L53 34V36H51L50 35ZM58 33V35H62L61 37V42L59 41L60 40V38H59V44L58 43H55L56 41H55V39H54V36H57V33ZM33 35V36H32ZM37 36V37H35V36ZM46 35H48V36H46ZM21 36V37H20ZM52 37V38H51ZM58 37H60V36H57V39H58ZM34 38H36V39H34ZM56 38V37H55ZM16 39V40H17ZM45 41V43L47 42V41H51L50 42V45L52 44L53 45V42L55 43L53 46V48H50V49H48V50H46L45 48H42L43 47V45L45 44V43H43V45H42V42H44ZM37 41V42H36ZM37 43V44H36ZM38 43H39V45H40V47H39V45H38ZM57 44H58V46H57ZM34 45H35V47H34ZM51 45V46H52ZM38 46V47H37ZM45 46V45H44ZM30 48V49H31ZM32 49H31V51H32ZM44 49V50H43ZM3 52H2V51ZM0 50V54H2V55H4V54H6L4 51V49H1ZM42 50V52H40ZM46 50V51H45ZM49 50H50V52H49ZM37 53V54H36Z\"/></svg>",
	"mask_w": 264,
	"mask_h": 264
}]
</instances>
